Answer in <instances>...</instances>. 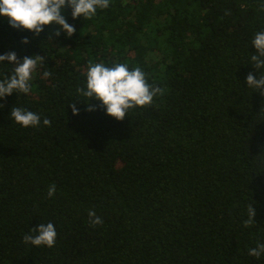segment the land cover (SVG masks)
Masks as SVG:
<instances>
[{
	"label": "trees",
	"instance_id": "16d2710c",
	"mask_svg": "<svg viewBox=\"0 0 264 264\" xmlns=\"http://www.w3.org/2000/svg\"><path fill=\"white\" fill-rule=\"evenodd\" d=\"M260 2L110 0L91 19L64 9L71 37L49 27L34 37L0 18V55L46 63L29 94L0 100V264H264L248 254L264 243V96L246 84L259 78ZM90 63L138 66L162 91L123 121L98 103L89 112L77 89ZM12 66L0 65V80ZM14 106L38 113L40 127L11 120ZM49 222L54 247L23 243Z\"/></svg>",
	"mask_w": 264,
	"mask_h": 264
},
{
	"label": "clouds",
	"instance_id": "9594fccd",
	"mask_svg": "<svg viewBox=\"0 0 264 264\" xmlns=\"http://www.w3.org/2000/svg\"><path fill=\"white\" fill-rule=\"evenodd\" d=\"M109 6L110 0H0V18L7 20L13 29L33 33L34 37H38L45 27L54 29L52 35L56 37L61 33L71 37L76 29L67 22L63 15L64 9H71L73 19H91L98 10H107ZM257 11L264 12V0L259 3ZM225 15H230V11H226ZM52 35L48 37L49 41ZM29 42L27 38L22 40L25 45ZM250 43L256 50V53L250 56L251 67L258 70L259 78L249 73L246 84L248 88L264 96V30L255 32ZM5 61L13 66L11 74L0 80V100L13 93L29 94L33 73L46 65L44 56H25L18 59L15 52L0 55V65H4ZM50 75L48 70L43 72L45 78ZM161 91L159 87L148 83L146 74L140 67L130 69L126 63H115L111 67L104 63H90L85 86L77 89V93L87 101L82 103L87 111H95V105L98 103L109 117L118 122L125 120L130 110L151 106L154 97ZM77 102L68 105L73 115L79 114ZM2 107L0 105V108ZM10 118L24 128H39L41 125V116L38 113L21 107H12ZM43 126L50 127L51 120L45 117ZM56 191L55 183L49 185L47 197H54ZM255 215L254 205H248L247 219L243 221V226H253ZM88 220L93 227L103 224L102 217L97 216L94 209L88 210ZM22 239L25 244L52 248L56 244L57 231L51 222L38 224L31 229V234H24ZM248 254L259 259L264 255V243H258L255 248L248 249Z\"/></svg>",
	"mask_w": 264,
	"mask_h": 264
}]
</instances>
